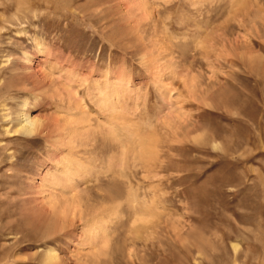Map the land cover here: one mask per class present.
Wrapping results in <instances>:
<instances>
[{
    "label": "rangeland",
    "instance_id": "obj_1",
    "mask_svg": "<svg viewBox=\"0 0 264 264\" xmlns=\"http://www.w3.org/2000/svg\"><path fill=\"white\" fill-rule=\"evenodd\" d=\"M50 245L264 264V0H0V264Z\"/></svg>",
    "mask_w": 264,
    "mask_h": 264
},
{
    "label": "bare ground",
    "instance_id": "obj_2",
    "mask_svg": "<svg viewBox=\"0 0 264 264\" xmlns=\"http://www.w3.org/2000/svg\"><path fill=\"white\" fill-rule=\"evenodd\" d=\"M38 49H41V47H39ZM26 58H27V62H31L32 61V57H31V55L30 54H26ZM108 99V98H107ZM106 102V101H105ZM108 103V102H107ZM41 120H40V118L39 117H36V116H32L29 112H27V111H24V112H22L21 113V115H20V118H19V121H18V125H17V127L15 128V130H14V132H21L22 134H25V135H34V134H36V133H39V131H40V129H41ZM86 123V122H85ZM83 127H85V126H83ZM7 130H9V129H7ZM9 131H12V130H9ZM122 140V139H121ZM122 142V141H121ZM143 142V141H142ZM142 146V145H141ZM125 147V144L122 146V148H124ZM123 153V152H122ZM123 155V154H122ZM124 159V157L122 158V160ZM67 169V168H66ZM74 170V169H73ZM67 172H69V171H67ZM72 172V171H71ZM76 172V171H75ZM68 174V173H67ZM73 175H75V174H73ZM58 176V175H57ZM56 175L54 176L53 175V177H55L54 178V180L56 179V177H57ZM68 176V175H67ZM59 180V181H58ZM63 180H65V179H63ZM56 181V183L58 184V185H60L59 184V182L61 181V182H64V181H62V180H60V177L58 178L57 177V179L55 180ZM67 180H65V182H66ZM68 181H70V179H68ZM60 182V183H61ZM67 183V182H66ZM70 183V182H69ZM65 183H63V185H64ZM62 185V186H63ZM74 185V184H73ZM66 187H68V188H70L71 189V186L69 187L68 185H65ZM64 186V187H65ZM73 187V186H72ZM74 188H75V186H74ZM73 188V189H74ZM77 189V188H76ZM72 190V189H71ZM78 196V195H77ZM79 200V199H78ZM67 202V201H66ZM73 202H75V200H73ZM71 203V204H65V205H55V206H52V208L54 209V210H56V212H57V210H58V208H59V210H58V212H59V214H63V215H67V214H69L72 210H74L75 209V207H76V205H74V203ZM76 203V202H75ZM58 207V208H57ZM141 216H142V214H141ZM93 220V219H92ZM101 220H102V218L99 220L100 222H101ZM99 224V223H98ZM95 225L94 227H93V231L91 232V229L88 231V234L90 235L91 234V236H92V238H95V237H97L98 235L99 236H101L100 234H101V232L99 231V233H97V229L99 230V228L101 229L102 227H103V225H102V227H99V226H101V224L100 225ZM56 228V227H55ZM60 228L61 229H63L64 228V226L62 225V226H60ZM90 228H92V227H90ZM52 230H54V227H48V229H47V234H50L51 233V231ZM49 232V233H48ZM108 235V234H107ZM42 237H43V235H42ZM108 241V240H107ZM105 243V242H104ZM108 243V242H107ZM108 245V244H107ZM107 245H105V246H107ZM46 256H45V258H46V261H47V263L48 264H57L58 262H60L59 260H60V257H59V255L60 254H58V251H57V249H56V247H54V246H52V245H50L49 247H47V249H46V254H45Z\"/></svg>",
    "mask_w": 264,
    "mask_h": 264
}]
</instances>
